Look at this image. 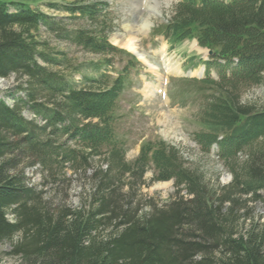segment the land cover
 Here are the masks:
<instances>
[{
  "label": "trees",
  "instance_id": "1",
  "mask_svg": "<svg viewBox=\"0 0 264 264\" xmlns=\"http://www.w3.org/2000/svg\"><path fill=\"white\" fill-rule=\"evenodd\" d=\"M44 6L67 17L57 19L25 1L0 0V79H19L12 105L0 100V242L19 236L11 254L20 264H264V224L243 232L232 212L238 209L237 197L254 200L264 189V110L243 104L240 96L263 79L264 0H184L157 31L171 48L196 39L225 62L214 61L218 80L206 74L187 81L200 102L197 123L204 129L194 141L205 152L217 144L218 157L232 175L221 195L163 140L144 141L137 158L125 160L130 147L115 124L124 117L120 100L134 85L138 72L132 71L139 63L109 44V5ZM63 19L81 24L73 28ZM44 34L98 59L74 64L64 50L51 49ZM117 55L125 64L113 77L108 72ZM74 74H81L83 86ZM25 109L42 124L26 119ZM258 141L263 143L253 148ZM244 150L249 158L240 166ZM93 159L101 160L92 176V196L100 199L87 209L49 208L19 170L26 160L58 178L84 172ZM149 168L153 182L173 181L176 194L186 197L142 214L105 199L115 189L130 190L134 181L142 182Z\"/></svg>",
  "mask_w": 264,
  "mask_h": 264
},
{
  "label": "rangeland",
  "instance_id": "2",
  "mask_svg": "<svg viewBox=\"0 0 264 264\" xmlns=\"http://www.w3.org/2000/svg\"><path fill=\"white\" fill-rule=\"evenodd\" d=\"M28 2L32 7H37L50 16L57 19L67 17L63 13L48 11L44 3H72L74 1H102L111 7L113 17V30L108 35L109 42L116 47L126 50L115 43V37L123 36L126 39L134 38L135 47L139 54L145 57L146 62L137 59L140 66L135 71L139 72L140 82H135L134 89L127 90L120 100L119 114L124 117L115 124L116 133L127 141L130 149L125 156L127 162H132L139 154L140 145L146 140H163L176 147L185 161L188 168L200 176L201 182L217 195H221V189L230 185L232 176L229 168L220 161L216 155V148L206 153L200 145L194 141V135L203 131L197 123L199 108L197 99L187 93L181 94L189 88L188 83L180 82V79L196 78L204 76L203 67L191 69V63L200 59L207 60L208 54L197 48L193 42L185 41L182 46L175 50H168V45L162 37H153V32L159 31L170 21L173 10L177 3L182 0H21ZM156 1L160 5L156 4ZM169 1V2H168ZM168 2V3H167ZM167 3V4H166ZM64 20V19H63ZM81 21L64 20V23H72L73 28L80 25ZM147 23V30L142 24ZM43 31V30H42ZM43 39L47 40L51 49L64 50L68 60L74 64L86 63L97 60L98 57L78 49L70 44H65L44 34ZM119 39V38H118ZM127 51V50H126ZM190 56V58H188ZM113 70L110 75L116 76V71L125 64L124 57L115 56ZM121 57L123 59H119ZM190 63L188 62L189 60ZM193 60V61H192ZM89 75V74H87ZM188 75V76H187ZM215 77V73L212 72ZM75 83L83 86L81 74H74L72 77ZM134 81L138 77H133ZM16 76L7 79H0V100L11 106L13 101L10 95H19L15 92L18 83ZM167 83V85H166ZM158 91H165L158 94ZM241 101L257 110H264V74L259 85L252 86L241 92ZM22 115L28 120H36L42 124L30 111L23 110ZM258 141L253 148L259 146ZM264 146V143L262 144ZM264 149V147H261ZM248 150L240 153L238 164L245 165L249 158ZM100 161L93 159L84 172L76 173L68 171L64 176L51 178L39 166H31L23 160L19 166L27 178V184L32 186L35 193L48 203L49 208H69L75 210L83 207L87 209L93 201L100 199L92 196L95 187L93 170L99 166ZM236 168V165H234ZM142 182L133 183L132 189H115L105 199L116 201L121 208H127L130 213L142 214L150 207H163L171 201L184 196V192L176 194L172 181L153 182L152 168L148 169ZM97 182V181H96ZM124 183V181H123ZM237 207L233 213L239 217V228L243 232L252 226L260 228L264 224V189L261 190L254 200H248V196L237 197ZM225 209L228 204H225ZM11 220V217H8ZM102 234H106L104 231ZM19 240L15 236L11 240L0 242V264H20L17 257L11 254L13 245ZM217 255V254H215Z\"/></svg>",
  "mask_w": 264,
  "mask_h": 264
},
{
  "label": "bare ground",
  "instance_id": "3",
  "mask_svg": "<svg viewBox=\"0 0 264 264\" xmlns=\"http://www.w3.org/2000/svg\"><path fill=\"white\" fill-rule=\"evenodd\" d=\"M169 2V1H168ZM167 2V3H168ZM166 3V4H167ZM156 4L157 5H160L158 3V1H156ZM142 28L147 30V23H143L142 24ZM119 38V39H118ZM118 38L115 37V43L119 44V46L125 48L126 50L130 51L131 53H135L138 57L139 60L143 61V62H146L145 60V57L142 56L141 54H139L136 50V47H135V42H134V38H131V39H126L125 37L123 36H118Z\"/></svg>",
  "mask_w": 264,
  "mask_h": 264
}]
</instances>
